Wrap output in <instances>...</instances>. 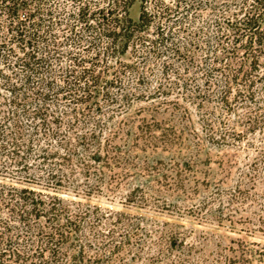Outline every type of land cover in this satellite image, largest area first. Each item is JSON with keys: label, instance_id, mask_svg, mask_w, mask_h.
I'll return each mask as SVG.
<instances>
[{"label": "trees", "instance_id": "1", "mask_svg": "<svg viewBox=\"0 0 264 264\" xmlns=\"http://www.w3.org/2000/svg\"><path fill=\"white\" fill-rule=\"evenodd\" d=\"M136 1L141 12L134 20L130 8ZM171 2L0 0V264L116 263L113 252L125 246L117 230L109 227L95 236L100 241L102 235L98 246L105 256H88L86 245L94 243L86 236V222L90 218L94 228L109 217L113 225L126 224L123 214L104 213L76 197L86 196L91 159L113 167L123 158L115 144L121 125L115 117L137 100L166 93L163 80L154 91L142 88L155 72L156 58L185 62L186 76L172 59L164 60L162 73L167 79L169 71L175 79L185 77L186 91L190 81L197 82L189 98L202 111L205 134L201 140L194 131L196 146L254 143L250 133L264 128V0ZM180 32L190 35L179 41ZM127 54L132 62L123 58ZM150 102L138 107L135 139L174 146L177 157L185 156L182 151L193 147L184 126L178 133L175 123L158 118L167 101ZM211 102L219 109H210ZM183 110L188 118V107ZM258 149L264 156V147ZM252 185L255 192L240 184L238 194L228 198L232 203L241 197L256 208L244 216L252 223L249 233L264 231V186L256 192V179ZM125 231L128 240L131 233ZM153 233L159 246L180 239L159 228L147 234ZM244 243L230 264L255 259L264 264V243Z\"/></svg>", "mask_w": 264, "mask_h": 264}, {"label": "rangeland", "instance_id": "2", "mask_svg": "<svg viewBox=\"0 0 264 264\" xmlns=\"http://www.w3.org/2000/svg\"><path fill=\"white\" fill-rule=\"evenodd\" d=\"M140 12V2L136 1L130 8V16L137 20ZM180 34L176 37L179 41L190 35L187 32ZM123 58L132 62L129 54ZM171 59L186 76L185 62L176 61L173 57H158L152 62L155 72L142 88L154 91L163 80L167 86L166 93L155 95L154 100H137L128 113L115 117V122L121 123L115 144L123 158L113 167L106 166L103 160L91 159L90 170H86V196L76 197L86 206L100 207L104 213L112 210L123 214L126 224L113 225L110 222L115 220L109 217H104L97 225L93 224L94 228L88 224L90 218L86 222V236L94 243L92 247L86 245L88 256L107 254L98 246L102 235L100 241L95 236L109 227L117 230V239L124 240V248L113 252L116 263L109 264H230L229 259L240 255V245L245 240L264 243V231L249 233L247 226L252 223L244 221V216L256 208L249 206L241 197L228 203L234 192L238 194L235 189L240 184L241 188L252 192H255L251 189L253 179H256V192L264 186V156L258 149L264 147V128L250 133L254 143L243 139L232 140L225 145L205 141L196 146L197 134L194 131L198 132L201 140L205 134L200 119L202 111L189 98L197 82L190 81L186 91L181 88L185 77L175 79V73L169 71L170 77L167 79L165 76V79L163 63ZM126 80L135 82L128 75ZM172 80L178 83H171ZM150 101L158 105L160 101H167L158 108V118L175 123L178 133L184 126L183 136L193 147L182 151L185 156L177 157L179 151L174 146L145 144L135 139L141 115L138 107L149 105ZM176 102L178 108L173 109L172 104ZM186 107L190 112L188 118L186 115L183 117ZM209 108L219 109L214 102L209 104ZM217 115H212L215 126H218L220 118ZM107 116L105 114L102 118ZM89 128L91 123L86 125V130ZM160 131L157 129L156 134L159 135ZM64 192H67L65 196L74 197L72 192ZM127 221L135 225L129 226ZM157 228L175 233L180 239L176 244L166 240L160 246L156 245L155 233H147ZM125 230L131 233L128 240L122 237ZM158 250L162 253L159 254ZM259 263L254 260V264Z\"/></svg>", "mask_w": 264, "mask_h": 264}]
</instances>
